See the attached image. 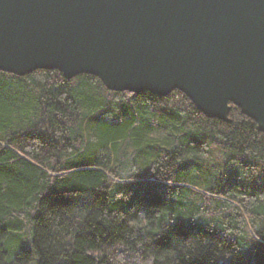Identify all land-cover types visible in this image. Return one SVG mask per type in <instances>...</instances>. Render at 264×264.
<instances>
[{"label":"trees","instance_id":"trees-1","mask_svg":"<svg viewBox=\"0 0 264 264\" xmlns=\"http://www.w3.org/2000/svg\"><path fill=\"white\" fill-rule=\"evenodd\" d=\"M229 117L0 70V264H264V132Z\"/></svg>","mask_w":264,"mask_h":264},{"label":"water","instance_id":"water-1","mask_svg":"<svg viewBox=\"0 0 264 264\" xmlns=\"http://www.w3.org/2000/svg\"><path fill=\"white\" fill-rule=\"evenodd\" d=\"M41 68L228 122L233 104L264 132V0H0V70Z\"/></svg>","mask_w":264,"mask_h":264},{"label":"rangeland","instance_id":"rangeland-1","mask_svg":"<svg viewBox=\"0 0 264 264\" xmlns=\"http://www.w3.org/2000/svg\"><path fill=\"white\" fill-rule=\"evenodd\" d=\"M230 113V112H229ZM25 246H27L28 248H30L32 251H34V246L32 244L31 239H25Z\"/></svg>","mask_w":264,"mask_h":264}]
</instances>
